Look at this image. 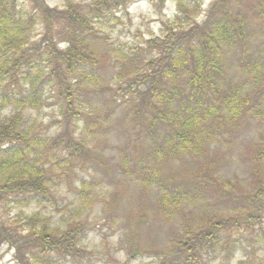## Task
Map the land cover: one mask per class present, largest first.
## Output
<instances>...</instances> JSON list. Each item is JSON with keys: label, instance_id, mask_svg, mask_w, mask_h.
Here are the masks:
<instances>
[{"label": "trees", "instance_id": "trees-1", "mask_svg": "<svg viewBox=\"0 0 264 264\" xmlns=\"http://www.w3.org/2000/svg\"><path fill=\"white\" fill-rule=\"evenodd\" d=\"M135 1L139 0H91L86 10L72 0L61 9L45 0H0V113L7 111L0 115V206L19 209L23 223V229L13 231L0 222V249L7 244L19 264H70L85 254L81 235L87 224L80 214L97 197L94 180L81 181L74 200L79 207L61 225L52 224L39 210L26 215L22 210L55 204V167L67 170L79 157L83 158L78 160L79 169L90 164L84 158L85 142L73 139L69 123L89 117L83 92L85 87L97 89L101 80L95 48L101 19ZM173 2L175 19L163 23L160 37L145 41L143 49L152 54L135 56L126 74L123 70L117 74L120 79L125 74V93L133 97L125 110L128 132H144L149 142L138 151L145 157H136L127 170L144 188L164 189L158 206L167 216L173 213L170 209L179 212L183 204L192 205L209 191L224 205L238 202L218 187L207 150L213 137L210 129L227 116L237 124L264 107V47L256 48L254 56L255 41L248 32L252 24L264 27V0H244L236 13L230 11L228 0H214L200 22L189 1ZM227 51L238 53L236 72L243 69L235 81L223 60ZM248 86L254 87L250 93ZM51 91L57 92L64 127L47 137L37 133L24 113L51 105ZM61 151L67 155L59 158ZM251 152L253 162H264V142ZM185 155L204 158L202 172L207 178L164 180L162 162ZM254 177L256 184L241 196L240 210L232 206L235 216L225 222L214 218L206 228L188 232L162 264H203L207 256L231 257L237 251L238 264H264V179L259 170Z\"/></svg>", "mask_w": 264, "mask_h": 264}, {"label": "rangeland", "instance_id": "rangeland-1", "mask_svg": "<svg viewBox=\"0 0 264 264\" xmlns=\"http://www.w3.org/2000/svg\"><path fill=\"white\" fill-rule=\"evenodd\" d=\"M66 1L45 0L50 7L57 9H61ZM158 1H135L126 9L117 10L108 19H101V37L95 44L99 57L97 72L101 80L97 89L85 87L83 92L89 117L79 121L72 118L68 127L74 140L77 138L85 142L88 156L84 158H88L90 164L79 169L78 160L83 159L79 157L77 160L73 159L67 170L55 167L52 175L55 204L51 205L49 202L22 210L24 215L39 210L50 218L52 224L61 225L67 217L72 218L73 209L79 207L74 200L81 181L94 180L97 197L80 214L81 221H86L87 224L81 235L85 254L82 259L69 262L70 264H162L164 257L177 250V242L186 240L188 232L206 228L214 218L225 222L236 215L232 206H235L237 212L240 210L241 196L250 193L256 184L255 170H259V175L264 179V162H253L251 152L255 144L264 142V107L254 117L249 115L247 120L236 124L229 121L227 116L217 127L210 129L213 137L207 150L217 172V184L223 192L232 194L238 200L234 204L224 205L218 194L209 191L200 199H195L194 204H183L179 212L170 209L173 213L167 216L158 206L164 189L158 186L149 190L144 188L127 170L136 157H145L138 151L149 142L144 132H128L124 117L126 107L133 101V97L125 93L126 84L123 78L129 62L135 56L152 54L151 49H143L146 46L145 41L151 37H160L164 31L163 23L175 19V2L165 0L163 6H158ZM187 1L192 12L195 7L199 22L205 19L213 2ZM228 1L232 13L242 10L241 4L244 0ZM72 2L79 3L88 10L86 5L91 0ZM255 25L258 24H252L248 32L250 31V37L255 41L251 50L255 53L254 56H258L256 48L264 47V27ZM39 32L40 29H37L36 33ZM237 57V52L227 51L223 58L232 74H235L233 81L243 72V69L237 72L235 70L238 66ZM120 70L125 73L121 79L117 75ZM253 89L254 87L251 90L248 86L246 92L250 93ZM50 93L51 105L39 111L24 113L29 119L28 122L38 130L37 133L47 137L55 136L64 127V120L56 103L57 92ZM6 114L7 111L0 113L1 116ZM76 124L79 126L75 129ZM66 155V151L57 154L59 158ZM203 161L204 158L197 160L191 155L163 161L161 175L164 180L170 178L178 180L177 183L190 178L206 179L202 172ZM103 200L105 201L102 202ZM19 212V209H12L10 206H0V222L13 231L23 229ZM245 250L249 252L250 246ZM240 255L241 251L231 257L225 253L215 259L207 256L203 264H238ZM0 264H19L14 257V250L9 249L7 244L0 249Z\"/></svg>", "mask_w": 264, "mask_h": 264}]
</instances>
